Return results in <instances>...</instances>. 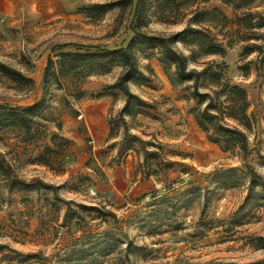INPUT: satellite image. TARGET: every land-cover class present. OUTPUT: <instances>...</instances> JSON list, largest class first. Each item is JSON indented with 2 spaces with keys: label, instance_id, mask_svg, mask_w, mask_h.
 Listing matches in <instances>:
<instances>
[{
  "label": "rangeland",
  "instance_id": "1",
  "mask_svg": "<svg viewBox=\"0 0 264 264\" xmlns=\"http://www.w3.org/2000/svg\"><path fill=\"white\" fill-rule=\"evenodd\" d=\"M23 0L0 11V64L32 80V87L13 84L0 74V106L26 107L44 99L39 125L47 141L58 135L70 141L60 172L32 164L44 142H22L21 134H0V154L26 182L39 180L55 193L8 188L0 181V264H246L264 259L256 247L264 237V64L255 40L240 19L263 13L264 0H245L235 9L219 0ZM196 13H200L196 17ZM141 18V19H140ZM196 21L200 23L196 24ZM146 35L170 36L202 30L225 46L224 56L199 62L223 63L225 77L245 90L253 129L250 153L222 151L210 143L194 121L191 83L181 82L160 50L134 49L140 75L130 91L147 105L145 116L129 117L109 140L108 120L117 117L124 95L115 86L118 62L90 66L68 77L67 85L51 83L59 53L125 48L136 24ZM196 42V37H185ZM190 58V47L178 42ZM190 68L201 67L189 63ZM173 81V83H172ZM134 135L158 142L164 157L178 165L165 175L144 179L141 154L120 157L122 144ZM46 141V142H47ZM123 145V147H124ZM256 175L250 183L247 166ZM169 185L168 189H164ZM94 208L96 211H91ZM107 210L116 219L100 218Z\"/></svg>",
  "mask_w": 264,
  "mask_h": 264
},
{
  "label": "trees",
  "instance_id": "2",
  "mask_svg": "<svg viewBox=\"0 0 264 264\" xmlns=\"http://www.w3.org/2000/svg\"><path fill=\"white\" fill-rule=\"evenodd\" d=\"M206 2L207 0H203ZM222 4L231 6L235 9L247 6L245 0H219ZM128 0H121L114 5L125 8ZM143 0H137L135 7L136 16L139 17L140 7ZM200 13H196L199 17ZM141 19V18H140ZM243 30L248 31L245 37L247 40L257 39L255 36L257 31L264 29V12L247 14L240 19ZM200 21H196V24ZM140 23L136 24L134 37L131 39L127 47L113 50L101 49L86 52H69L59 53L58 60L54 64L56 70L48 75L49 66L53 63L49 60L45 68L43 83L44 87L51 83L58 87L67 85L68 77L81 68L90 66H99L118 62L122 71L114 86L124 95V106L117 117L108 120V141L115 139L119 128L125 124V114L129 117L145 116L156 119L155 116L146 112L147 105L141 98L134 95L129 88V84L140 73L135 58L134 49L138 46H147L160 50L162 56L173 67L175 77L181 82L191 83L190 99L193 100L194 121L205 136L212 144L217 145L222 151L237 153L242 160H246L250 153L248 135L253 129V119L249 113L250 103L244 89L238 85L232 84L225 77L226 66L223 63L199 62L201 58L210 56H224L225 46L222 43L209 39L202 30H192L180 39L182 33H175L170 36L146 35L140 32ZM196 37V42L186 41L185 37ZM264 41V36H263ZM178 42L190 47V58H187L182 52L178 51L176 45ZM248 53L257 51L262 55L261 63L264 64V44L252 45L246 48ZM189 63L201 67L200 70L190 68ZM0 74L5 79L15 85L22 87H32V80L24 77L18 71L0 64ZM173 83V81H172ZM45 107L44 99L26 107H7L0 106V134L5 131H13L21 134L24 138L22 142L36 144L44 142L42 150L34 156L32 164L44 166L54 172H60L64 155L68 151L70 141L52 135L47 141L45 128L39 125V120L43 115ZM130 141L122 144L120 152H118L117 163H120V157L127 155L128 152H136L141 154L138 164V172L142 178L157 177L165 175L167 171L173 170L175 166L181 165L172 162L164 157L161 145L158 142H146L134 135L127 136ZM47 141V142H46ZM124 145V147H123ZM248 174L250 183L255 185V180H259L260 176L252 170L248 165ZM0 181L8 188L14 190L17 188L24 190L39 191L41 189L55 193L56 187L42 183L39 180L26 182L14 173L10 163L0 154ZM166 185L164 189H168ZM264 186V184H263ZM262 199L264 201V187L262 191ZM91 211H96L91 208ZM100 218L116 219L115 214L107 210L99 211ZM256 247L264 249V237L257 238ZM246 264H264V259Z\"/></svg>",
  "mask_w": 264,
  "mask_h": 264
},
{
  "label": "crops",
  "instance_id": "3",
  "mask_svg": "<svg viewBox=\"0 0 264 264\" xmlns=\"http://www.w3.org/2000/svg\"><path fill=\"white\" fill-rule=\"evenodd\" d=\"M21 1L23 0H0V11H7Z\"/></svg>",
  "mask_w": 264,
  "mask_h": 264
}]
</instances>
